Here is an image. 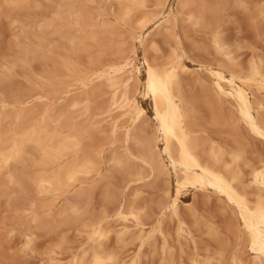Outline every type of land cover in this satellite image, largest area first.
<instances>
[{"label": "bare ground", "instance_id": "bare-ground-1", "mask_svg": "<svg viewBox=\"0 0 264 264\" xmlns=\"http://www.w3.org/2000/svg\"><path fill=\"white\" fill-rule=\"evenodd\" d=\"M247 1H253V0H247ZM27 2H31V1L30 0H0V6L7 5L12 10V9L21 8ZM116 2L119 4V18L121 20L128 22L136 18V21L137 22L139 21V23L141 22L142 26L148 23L146 21L150 18L148 17L149 16L148 7L150 0H116ZM157 2H158L157 4L162 5L163 8H165L169 0H158ZM179 2L182 8L184 7L187 8V6H192V5L195 6V9L190 7L192 11L194 10L195 12H191V14L189 15V18L191 20H194V23H196L201 27H209V28H211L212 27L211 25L214 24L213 26L215 27L214 29L216 30L217 26L215 25L218 24L216 22L222 18V14L224 13L223 11H225L226 7L230 5L229 3L231 2V0H179ZM59 10H60L59 13L61 15V20L59 23L54 21H47L43 24H40L39 30H36L37 26L36 27L34 26L35 30L33 31H24L23 35L25 39L26 38L30 39L29 42L32 41V43H30V45L23 44L24 46H22V52H21L22 56L17 57V59L20 58L19 61H22L23 64L26 61L33 62L41 57L42 58L49 57L52 55V54L50 55L49 53L54 52L56 48H57L56 51H58V47L55 45L56 48H54L53 44L50 45L49 48L47 49L45 48V46L48 45L46 41L47 39L46 34L40 36L38 34L39 31H42L43 33H47L46 31L50 30L51 28H54L55 33L56 34L58 33V36H60L61 38L63 37L65 43L67 41L75 52L80 50H82L83 52V50L87 46L86 43L88 39L89 40L93 39L94 41L97 42L101 41L100 40L101 31L99 28H94V21L91 20H95L93 18L95 14L93 13V11H90L91 10L90 8L88 9L87 0H61L59 3ZM260 13L262 18L264 19V6L260 9ZM256 15H258V12ZM261 16H259V18ZM208 17L209 19L212 17L211 18L212 22L208 19ZM163 18L164 20H162L159 24L167 23L169 21L172 22V19L177 21V17L176 15H173V13H168ZM71 19H74L75 21L74 25L73 24L71 25L70 22ZM108 24L103 23L102 26L104 25L108 26ZM174 26L172 27L174 28ZM86 27L87 28L93 27V32L90 34L84 32L86 30ZM169 27L170 26H168L167 28ZM75 29L79 31L82 30L83 31L82 35L75 36L76 34L75 35L73 34V32L76 31ZM181 37L179 35V31H174L173 42L175 43L173 46H171L172 47L171 56L168 58L167 61H165V63L157 64L153 62L151 59H149L146 55L144 56V64L146 65V72H145L146 78L144 82L141 81V83L139 84L143 83L141 85L143 86L141 92H144V94L148 95L153 102V106H154L153 120L156 124V128L154 130L152 129L153 134L148 133V127L146 129H142V124L145 123L143 122L141 124V128H138L137 126L136 129L133 131V133H128L127 135V140L132 139L133 142L137 144L138 146L137 151H135L134 153L131 151L133 150L132 146L135 145V144L134 145L131 144L132 145V146L130 145L131 150H128L126 148L127 149L126 154L120 153L119 149L116 147L119 152L114 151L115 153H113L111 156L109 155L110 156L109 160L111 161V163L115 165L116 168L123 169V171H125L126 173V176L130 178V181L131 179L134 180L144 179L147 176V168L148 169L150 168L151 172L155 176H160L162 174H165L168 176V178L172 177V172H174L176 177L175 186H173V184L171 183L170 178L167 179L168 181H166V183L164 182L165 183L164 191H166V197L162 199L160 203H158V208H159L158 214L160 215V219L159 222H155L156 223L155 225L151 224L152 226L149 229L146 227V225L148 224L144 222V215L147 214V210H148L145 206H143L144 204L138 205L135 202H131L132 200L129 201V198L128 200H126V198L124 200H118L119 195L117 196L118 193L116 194L115 190L108 189L106 193V198L109 200H113L114 202L117 203V205L115 203L116 205L115 209L117 211V213L115 214H117L119 219H121V221H123L124 223L122 226L118 224V226L120 225L121 228L117 230H115V228L118 227L117 226L115 227V223H114L116 222V218L114 219V222H112L111 221L112 215L109 214L110 212L108 213L109 210L107 211V209L105 210L103 209L102 211L104 212L103 215L94 214L95 216L92 215L93 216V217L91 216L92 218L86 217L91 212L89 211L90 202L88 201V203L86 202L87 205H83L82 201L84 202V200H81L83 199L82 197L83 195L85 196L88 195L86 193L87 191L86 189L85 192L79 191L77 193L78 199L76 198V200H70L63 208L62 207L60 208L61 210L57 209L58 211L56 210L54 211L52 209L51 204L47 203L45 200H42L43 202L39 201L40 199L39 197L60 193V191H62L63 188L69 186H70L69 188H71L72 185L74 186V184H76L79 180H82L83 177L89 176L95 171L96 172L99 171L98 168L100 169L99 163L101 160L100 158L102 152H98L100 150L97 151L98 147L100 146L87 148V144H86V147H83L85 145V144L83 145V141L85 138L86 131H88L87 129H89V126H91L90 125L91 118L88 119L89 123L86 122L87 120L79 121L77 119L78 117L77 112L79 114V111H81L84 108L83 106L81 110L77 109L80 103L82 102V100L81 102L79 101L78 98L76 100L75 99L72 100L71 101L72 103L70 105H72L74 109L72 108V110L70 109L64 110L63 108V110H60L57 113H54L55 111L53 112V109H51L50 106H48L49 108H46V112L41 119V124L39 125L34 121L35 120L33 116L34 110L25 108L27 107L26 104H24L25 107L22 108L20 107V109L17 108L19 104L24 103L25 96L27 94L22 93L21 91H13L11 89L6 90V88L8 87L7 83L11 81V72L9 73L10 69L8 65L6 70L2 69L1 71L0 69V177L5 175L3 177H5L6 182L10 183L11 185L17 184L20 187H23V190H25V192H27L26 190L29 188L28 185H30V187L32 185L35 191L33 192L36 193V195H32L30 193L29 196L24 195L23 197L13 196L14 197L13 199L9 197V199L12 201L11 203L13 204V208H15L14 210L15 214L13 213L14 216L12 220L16 221L17 222L16 224L18 226V229L16 228L13 229L18 230L17 232H19V234L21 235L20 237H23L24 239L23 240L24 245L22 247L23 252H26L27 250L33 251L35 249L37 239L40 236L38 231L41 229L48 230L49 228L54 232L61 231V233L62 232L64 233L60 237V241H58V243L56 244L57 248L55 247L56 249L53 250L54 253L56 254H60L62 252L63 246L68 240L67 232L69 233L70 231H76L77 235L85 237L84 239H86L87 241L86 240L85 241L86 243H88L87 247H84L83 249L81 248L82 249L81 251L79 250L80 252L76 254L75 252L72 253L74 255H72L70 260L66 263H64L62 259L56 255V259H58V261H61L59 262L60 264H142L141 254L136 253L137 252L136 250L134 251L135 254L134 255L132 254V257L129 258V260H124L120 255L121 253L118 247H124L128 238H132V239L136 238L141 241L140 247L142 248L147 242H149L150 238L154 236L155 233H157V231L163 232L161 226L163 217L166 216L167 214L169 215V213L170 215L171 213H173L174 215L180 217L179 208H180V202H183L182 197H183L184 189L187 186H194L196 188L202 189V191L206 189L211 190L220 197L219 200L225 201L227 203L226 205L229 208L231 207L233 209L232 216L234 214V220L237 221L235 223L234 222L229 223L228 225L229 230L235 233L237 237L236 239L239 240V238H242L241 239L242 241L240 242L241 244L237 243L238 250L235 252L233 256H231L232 262L236 264H264V155L263 154H262L263 156L260 155L259 158L251 157L252 159L251 160L249 159L250 156L248 158V154L246 155V151L244 149L246 147H243L242 146L243 144L241 145L243 141H241V143L240 141H238V139L241 138L240 136L239 138L237 137L238 139L236 137L235 139H232L236 142V145L234 147L228 148L224 146V144H221L219 142L216 141L210 142L211 140L206 138L207 135H204L203 131L199 130L198 126L196 125L198 122L195 121L197 118L193 120L194 116H192L193 114L192 108L189 105V102L191 101L187 102L183 91L182 73L191 72L190 67L185 63V58L186 59L187 57L190 58L191 55L188 56L187 50H185L184 47L185 44L183 45L184 42H182L184 38L183 40H181L182 39ZM21 38L19 36V38L17 39L20 40ZM212 40L218 52L223 54L224 57L226 58L225 61L223 60V64H220L218 66L216 65L217 67H213V66L207 67V74H208L207 76L211 80L209 81L210 82L209 86H207L208 84L206 85V83H204L206 86L204 88L206 90L208 91L213 90L215 93L213 101L216 104L214 105L212 104L213 106H215V110H214L215 120H217V122L221 120L219 117L220 114L218 112L221 113L223 111L220 109L223 108L222 106H224V104L226 103L227 107L225 108L227 109L225 110L227 113L226 115L227 118L225 119L229 121L228 123L226 122L227 124L230 125V126L228 125L229 128L232 127L231 124H233L236 121V118L238 117V121L240 120V122H242L243 125H245V126L241 125L242 127L244 128L246 127V129L248 128L249 131H251L254 134L253 136H256L258 139H261L264 142V97H260V95L263 94L264 92V58L262 57V55L254 56L253 58H251V61H249L250 63L248 62L249 64L248 69L244 71L242 67H240L242 64L241 62L240 65L238 63H235L236 61H238L236 59H235L236 61L233 62L232 56L235 55L232 54V51H231L232 56H230V54L228 53V51L230 50L228 49L227 52L225 51L226 49L224 50L222 45L224 42H222L221 44L220 38L214 36ZM27 42L28 41H26V43ZM33 42L35 44L37 43V45H35ZM140 43L144 44L145 40H141ZM156 43L154 42L153 46L156 49H158ZM62 46L63 45L61 44L60 47ZM65 46L63 48H65ZM224 47L226 48V46ZM145 48L146 47H144L143 49ZM44 51L45 53L49 51V53L45 54ZM144 52H146V50ZM17 59L16 58L14 59L13 61L14 63L11 61L13 63V64L10 63L11 66L18 64ZM51 59H53V57ZM56 60L57 59H55L53 71L50 75H48L49 77L46 78V81L47 83H49L50 87L53 88L55 91L57 90L60 91L59 89L62 90L63 87L61 83L65 81L67 86V82L69 81L65 80V78L77 72L76 70L77 68L75 66L76 63L74 62L75 63L74 64L73 62H71L69 58L68 59L66 58L62 61H56ZM19 64L21 63L19 62ZM110 67L112 68V66ZM118 67L116 66V68ZM245 67L247 68V66ZM96 72L98 73L99 71ZM105 73H108V71ZM75 76H79V75H75ZM85 76L84 79L87 78ZM96 76L99 77V75ZM130 76L131 75H128V77ZM132 76L134 77V75ZM75 78H77L76 80L78 81V77ZM70 79L72 80L74 79V77ZM125 80L126 78H123L122 74L119 73L118 70H115L112 73H110L105 79L106 85L114 92L115 95L114 96L115 100L112 101L114 103L113 106L122 109L131 108V112L130 111L129 112L131 113L130 116L132 118H133L132 116L133 114H135L137 117L141 115L143 116L145 114V108L140 103V99H139L140 94L138 95L136 94L139 88L137 87L134 90H132L133 88H131V90L127 89L128 88L127 86H126L127 88H125V85H128L125 84ZM81 81L83 80L81 79ZM73 83L74 82H72L71 84ZM34 84L36 83L34 82ZM67 87L70 88L69 86ZM92 90L94 89L92 88ZM81 91H86V90H81ZM100 91L98 92L100 93ZM208 91H206L205 95H208L207 94ZM96 93H94L95 96H97ZM7 102L9 106L11 104L13 106L8 107ZM88 103L90 104V102ZM107 103L110 104V102ZM98 107H100V105H98ZM67 108H69V106H67ZM75 109H77V112ZM90 109L87 106L84 110V113L85 112L90 113L91 116V112H89ZM127 109L126 111L127 113H129L128 112L129 109L128 110ZM216 109L220 111H217ZM73 110H75V112ZM116 111H118V108H116ZM121 114H123V111ZM128 115L129 114H126V116ZM85 116H89V114ZM123 119L121 121H123ZM48 120H53L52 121L53 124H50ZM221 122L223 121L221 120ZM122 123L123 122H121V124ZM134 126L136 125H133V127ZM149 127L152 128L155 127V125ZM94 130L96 132V128H94ZM119 132L124 133L126 132V130L118 131V134ZM233 134L235 136V132L231 131L230 135ZM119 135H121L122 137L124 134L121 133ZM124 136L126 137V135ZM121 139L123 140V137ZM94 140L95 139H93V141ZM123 141L125 142V140ZM160 142L163 143L164 145L163 148L160 147ZM96 144L97 145L101 144V146L104 145L103 141L102 143L101 142L95 143V145ZM28 147H30L31 150L33 149L40 153L39 158L36 159L37 161L34 162H36L35 164L38 163V165L45 168L44 171L41 170L40 173H38L36 176H30L28 175L29 173L27 174V172L25 171L26 170L25 165L27 163L26 153L28 151ZM31 150H29V152ZM69 156H71L70 159H68ZM133 156L137 157L138 161L137 158H134ZM87 178L89 179V177ZM87 178L85 177L84 179ZM5 185H7V183H5ZM111 187L112 186H110V188ZM6 188L7 187H5L4 189L3 187L2 190H0L1 191L0 195L8 194L7 191L9 190L6 191ZM77 189L78 188L76 186V190ZM13 191L16 190L14 189ZM120 195L122 196L123 194ZM120 199H122V197ZM29 211L31 212L28 213ZM25 213L28 214L24 215ZM112 213L114 214L113 211ZM109 216L111 217L110 219H108ZM129 221H133L134 223L131 224ZM134 226L136 227L135 229H133ZM163 227H165V225ZM64 231L67 232L65 233ZM178 231L179 234H181V231L180 230ZM209 233L214 238L220 236L219 231H217L215 228H210ZM115 234H116V238H115ZM219 244L221 243L219 242ZM115 245H117L118 247L116 248ZM162 247H164V251L166 252V246L164 245ZM227 248L228 246L226 244L223 245L222 243L220 249L218 248V250H216L214 253L208 252L207 257H205L204 255L202 256L203 258L201 257L202 259L200 258L199 254L196 251V253L194 252L189 257V260L191 261V264H227V256H228L227 253L229 252L228 251L229 248L228 249ZM247 249L250 252V254L252 253L249 260L245 259L246 256L244 258V254L245 252H247ZM173 254L169 251V255L172 257L170 263L168 262L169 264H177V262L175 261L176 257L173 256Z\"/></svg>", "mask_w": 264, "mask_h": 264}, {"label": "rangeland", "instance_id": "rangeland-1", "mask_svg": "<svg viewBox=\"0 0 264 264\" xmlns=\"http://www.w3.org/2000/svg\"><path fill=\"white\" fill-rule=\"evenodd\" d=\"M30 1L31 2L25 3L21 8L12 9V10L7 5H4L6 7L2 5L0 6V69L1 71L2 69L6 70L7 65H8L10 69L9 73L11 72V81L7 83V86H8L7 88L9 89L6 88V90L11 89L13 91H21L22 93L27 94L25 96L24 103L19 104L17 108L20 109V107L21 108L25 107L24 104H26L27 107L25 108L34 110V114H33L34 119H35L34 121L38 123L39 125L41 124V119L46 112V108H49L48 106H50V108L53 109V112L55 111L54 113H57L58 111L63 110V108L64 110H69V109L72 110L73 107L72 105H70L72 103L71 102L72 100L74 99L76 100L77 98L79 99L80 102L82 100V102L80 103L77 109L81 110L84 106V108L81 110L83 112L78 110L79 111V114H78L77 109H75L78 115L77 119L79 121L87 120L86 122L89 123L88 119L91 118V121H90L91 126L88 125L89 129H87L88 131H86L85 138L83 141V145L84 144L85 145L83 147H86V144H87V148H92L94 146H97V147L100 146L98 147L97 151L100 150L98 152H102L101 158H100L101 160L99 163L100 169L98 168L100 172L97 171L99 174L95 171L96 174L94 172L92 173L93 175L91 174L89 176H85L86 178L89 177V179L88 178L84 179L85 177H83L82 180H79L76 184H74V186L72 185L71 188H69L70 186L63 188L64 190L62 189L60 193H57L58 195L51 194L48 196H44L45 198L39 197L40 199L39 198L38 199L40 202H43L42 200H45L47 203L51 204L52 209L54 211L55 210L58 211L61 207L63 208L70 200H76V198L78 199L77 193L79 191L85 192V189H86L87 190L86 193L88 195L85 193L87 196L83 195L82 196L83 199L80 198L81 200H84V202L82 201L83 205H87L88 201L90 202L89 211L91 212L86 217H91L94 214L103 215L104 213L102 212L103 209L104 210L107 209V211L109 210L108 213L110 212L109 214L112 215V216L110 215L112 217L111 221L114 222V219L116 218V222L114 223H115V227L116 226L118 227V228H115V230H117V229H120L124 223L123 221H121V219H119L117 214H115L117 213L115 209L117 203L114 202L113 200H109L106 198V193L108 189H111V190H115L116 194L118 193L117 196L118 195L120 196V197L118 196V200H124L125 198L126 200H128L129 198V201L132 200L131 202H135L138 205L144 204L143 206H145L148 209L147 214L144 215V222L148 224L146 225L148 229L152 225H155L156 224L155 222H159L160 215L158 214L159 212L158 203H160V201L166 197V191H164L165 190L164 186H165L166 181H168L167 179L170 178L171 183L173 184V186H175L176 177H175L174 172H172V177L168 178V176L165 174L160 175L161 176L160 177V176H155L151 172V169L147 168V176L144 179L142 180L131 179L132 181L131 182L130 178L126 176L125 171H123V169L116 168L115 165H113L109 159H110V156L113 153H115L114 151H117V152L120 151V153L126 154L127 152L126 150L127 149L131 150V146L134 144L135 145L132 146V149L133 150L135 149V150L134 151L131 150V151L133 153L137 151V147H138L137 144L133 142L132 139H131L132 141L127 140V135L128 133H133V131L136 129L137 126L138 128H141V124L143 122L145 123L142 124V129H146L148 127V133L153 134V130L156 128V124L153 120V117H154L153 102L148 95L144 94V92H141V89L143 87L141 85L143 83L139 84L141 83V81L144 82L146 78V73H145L146 65L144 64V56L146 55L149 59H151L153 62L157 64L165 63V61H167L168 58L171 56V53H172L171 46H173L175 43L173 42L174 41L173 39L174 31H179L180 37L182 36L181 40H183L184 38L182 42H184L183 45L185 44L184 47H185V50H187L188 56L190 55L192 56V57L190 56V58L187 57L188 60L185 58V63L190 67L191 72L182 73V82H183V91H184L185 99L187 100V102L191 101L189 102V105L192 108V112H193L192 116H194L193 120L197 118L195 121L199 123V124L198 123L196 124L199 130L203 131L204 135L208 136V137L206 136V138L211 140L210 142L216 141L221 144H224V146L228 148L234 147L236 145V142L232 139H235V137L239 138L240 136L241 138L239 139L237 138V139L238 141H240V143L241 141H243L241 145L243 144L242 146L246 147L244 149L246 151V155L248 154V158L250 156L249 159H251V157L259 158L260 155L262 154L264 155V142L261 139H258L256 136H253L254 134L251 131H249L248 128L246 129V127L245 128L242 127L241 125H243V123L240 122V120L238 121L237 116H236L237 117L236 121L233 124H231L232 126L231 128H233L234 126V128L236 129L233 128L234 129L233 130L229 128L230 125L227 124L229 121L225 119L227 118L226 116L227 113L225 110L227 109L225 108L227 107L226 103L224 104V106H222L223 108L220 109V110H223L221 112L222 115L220 112H218L220 114L219 117L223 122H221V120H219V122L215 120V116H214L215 106H213L214 104H216L213 101L215 93L213 90L208 91L204 88L206 87L204 83H206V85L208 84L207 86H209L210 85L209 81L211 80L207 76L208 75L207 67L208 66L217 67L218 65L223 64V60L225 61L226 59L224 55L218 52L217 48L215 47L214 42L212 40L214 36H217L218 38L221 39L220 41L221 44L222 42H224L222 44L223 48L224 50L226 49L225 50L226 52L228 51V49L230 50L228 51L230 56H232V54L236 56V57L232 56L233 62L238 60L235 63H238L239 65L241 62L242 64L240 67H242L244 71L248 69V66H249L248 62L251 61V58H253L254 56L262 55V57L264 58V22H263L264 19L262 18L261 13H260V9L264 6V0H258V1L256 0L255 1L254 0L253 1L231 0V2L229 3L230 5L226 7L225 9L226 12L223 11L224 13L222 14V18L216 22L218 24L215 23L216 24L215 26H217L216 30L214 29L215 27L213 26L214 25L213 23H212L213 25H211L213 28L212 27L211 28L201 27L197 25L196 23H194V20H191L189 18V15L191 14V12H195L194 10L192 11L190 7L195 9V6L192 5V6H187V8L186 7L182 8L179 0H169L165 8H163L162 5L157 4L158 0H150L149 7H148V12H149L148 17L150 18L148 19L149 21L148 20L146 21L148 23L145 24L144 26L141 25V22L140 23L139 21L137 22L136 18L128 22L121 20L119 18V4L116 2V0H90V1L87 0L88 9L90 8L91 9L90 11H93V13L95 14V16H93L95 20H91V21H94V28H99L101 31L100 33L101 41L97 42V41H94L93 39H90V40L88 39L86 43L87 46L83 50V52L82 50L75 52L73 48L70 46V44H68L67 41L65 43L63 37L62 39L60 36H58V33L57 34L55 33L54 28H51L50 30L46 31L47 33H43L42 31H39L38 34L40 36H43L46 34V38H47L46 41L48 45L45 46V48L47 49L50 47V45L53 44L54 48H56V46L58 47V51H56L57 50L56 48L54 52L49 53V51H47V53H45L46 51L45 50L44 51L45 54L49 53L50 55L51 54L52 55L51 56L48 55L49 57L38 58L37 60L33 62L26 61L27 64L26 62L23 64L22 61H19L20 58L17 59V57L22 56L21 52H22V46H24L23 44L30 45V43H32V41L29 42L30 39H27V38L25 39L23 35L24 31H33L35 30L34 26L35 27L37 26L38 28L36 27V30H39L40 24H43L47 21H54V22L59 23L61 20V15L59 13L60 11L59 3L61 0H30ZM256 11L258 12V15L261 16L260 18L258 15H256L257 14ZM168 13H173V15H176L177 21L172 19V22L169 21L167 23L159 24L162 20H164L163 17H165ZM211 18L209 19L208 17V19L212 22ZM70 22H71V25L72 24L74 25L75 23L74 19H71ZM103 23L105 24L109 23V24L108 26L107 25L102 26ZM171 25L172 26L175 25L174 28ZM168 26L170 27L167 28ZM75 30L76 31L73 32L74 35L76 34L75 36L82 35L83 33L82 30L80 31L77 29ZM84 32H86L87 34L92 33L93 27H88V28L86 27V30ZM18 35L20 36V38L23 37L20 39L21 41L17 39L19 38ZM106 37H109V38H106ZM141 40H145V43L144 44L140 43ZM26 41H28L27 43L29 44H27ZM154 42L155 43L157 42L156 44L158 46V49H156L153 46ZM59 44L60 46L61 44L63 46L60 47ZM35 45H37V43ZM64 46L65 48H63ZM224 46H226V48ZM144 47L146 48L143 49ZM127 50H128V53H127ZM145 50L146 52H144ZM151 51L153 52V54ZM231 51H232V54H231ZM52 57L54 60L51 59ZM15 58L17 59L18 64L11 66V64L14 63L13 61ZM66 58L67 59L69 58L71 62L76 63L74 64L77 68L76 69L77 72L65 78V80L70 82L69 83L66 81L67 86H69L70 88H68L66 86L65 81H63L61 85L63 87L65 86L64 87L65 89L62 86L61 87L64 92L61 89H59L60 91L58 90L55 91L53 88L50 87L49 83H47L46 78H48L49 77L48 75H50L53 71L55 59H57L56 61H62ZM19 62L21 64H19ZM110 66H112V68L114 66V68L112 69ZM116 66L118 68H116ZM245 66H247V68ZM106 70L108 71V73H105L107 72ZM115 70H118V72L122 74L123 78H126L125 84H128V85H125V88L128 87L127 89H130V90L131 88H133L132 90L136 89L137 87L139 88V90H137L139 93L137 92L136 94L137 95L140 94L139 95L140 103L145 108V114L143 116L141 115L137 117L135 114H133L132 115L133 118H132L130 116L131 108H128L129 110L127 108H124L125 109L124 110L122 108L115 106L116 108H118V111H116V108L113 106L114 103L112 102L113 100H115L114 92L105 83L106 77ZM96 71H99V72L97 73ZM82 73H85V74H82ZM75 75H79V76H75ZM83 75L84 76L87 75L85 76L87 78L84 79ZM96 75H99V77H97ZM128 75H131V76L128 77ZM132 75H134V77ZM72 76L74 77V79H72L73 81L70 79V78H73ZM75 77H78V81L76 80L77 78ZM81 79L83 81H81ZM34 82L36 84H34ZM72 82L74 83L71 84ZM85 83H87L88 85ZM92 88L95 91L92 90ZM81 90H86V91H81ZM205 90L208 91L207 92L208 95H205L206 93ZM96 91L98 94L96 93ZM98 91H100V93ZM109 91L113 93H110ZM94 93H96L97 96H95ZM261 95L260 97H264V92ZM82 97L83 98L86 97L85 99L87 100L83 99ZM88 102H90V104ZM107 102H110V104ZM97 104L100 105V107L101 106L102 107L101 108L98 107ZM12 106H13L12 104L10 106L8 104V107H12ZM67 106H69V108H67ZM87 106L89 107V109L90 107L92 109V110L91 109L89 110V112H91V116H90V113H86V112L84 113V110ZM109 107L111 108V110ZM112 108H113V111H112ZM126 109L128 110V112L129 111L130 112L127 113ZM75 110L73 111L75 112ZM216 110L220 111L218 109ZM122 111H123V114H121ZM124 112L129 115L126 116ZM87 114H89V116H85ZM134 118H135V121H134ZM122 119L123 121H121ZM52 121L53 120H48L50 124H53ZM121 122L123 123L121 124ZM124 122L126 126L124 125ZM133 125H136V126L133 127ZM153 125H155V127H152V128L149 127ZM94 128H96V132ZM126 128H129V129H126ZM149 128L151 131L149 130ZM118 129H121V130H118ZM230 129L232 132H235V136L234 134L230 135L231 133ZM122 130L123 131L126 130L127 132V133L121 132L122 134L126 135V137L124 135L122 136L125 142L121 139L122 138L121 135H119L121 133L119 132L118 134V131H122ZM91 131H93L94 133ZM231 136H234V137H231ZM92 138L96 140V141L94 140L95 143H100V142L102 143L103 141L104 145L102 146L101 144L95 145ZM126 140H127V143H126ZM163 146H164L163 143L160 142V147L163 148ZM116 147L119 149V151L117 150ZM29 148L30 147H28V151L26 153L27 163L25 165V169H26L25 171L27 172V174L29 173L28 175L30 176H36L38 173H40L41 170L44 171L45 168L38 165V163L35 164L36 162H34V161H37L36 159L39 158L40 153L38 151H35L33 149L31 150V148L30 149ZM29 150L31 151L29 152ZM133 157L137 158L135 156ZM70 158L71 156L68 157V159ZM137 161H138V158H137ZM109 166H112V167H109ZM3 176L0 177V190H2L3 187L4 189L5 187H7L6 191L7 190L9 191H7L8 193L7 195L6 194L0 195V264H45V263L46 264H60L59 262L61 261H58V259H56V255L59 258H61L64 263H66L70 260L72 255H74L72 253L75 252L76 254L80 252L84 247L88 246V243H86L87 240L84 239L85 237L77 235L76 231H70L69 233L67 231H64L65 233L67 232L68 234V238H67L68 240L64 244L62 252L60 254H56L54 253L53 250L57 248L56 244L58 243V241H60V237L64 233L63 232L61 233V231L54 232L53 230L48 228V230L41 229L38 231L40 236L37 239L35 249L33 251L27 250L28 252L27 251L23 252L22 247L24 245V241H23L24 239L23 237H20L21 235L19 234V232H17L18 230L13 229V228L18 229V226L16 224L17 222L12 220L15 214L14 212L15 208H13V204L11 203L12 201L9 199V197L13 199L14 198L13 196L23 197L24 195L29 196L30 193L32 195H36V193H34L35 191L32 185L31 187L30 185H28L29 190L28 189L26 190L29 193L28 194L27 192H25V190H23V187H20L17 184H16L17 186L15 184L11 185L10 183L6 182L5 181L6 179ZM126 178H128L130 182ZM127 181L129 182V184ZM5 183H7V185H5ZM10 186L12 189L10 188ZM76 186L78 188L77 190H76ZM110 186L112 187L110 188ZM14 189L16 191H13ZM13 192L16 194H14ZM120 194H123V195L121 196ZM121 197L122 199H120ZM219 199L220 197L214 192H212L211 190L206 189L202 191V189L196 188L194 186H187L183 192V197H182L183 202H180V208H179L180 217L174 215L173 213H171V215L169 213V215L167 214L166 216H164L162 219V223H161L163 232L157 231V233H155L154 236L150 238L149 242H147L148 244L146 243L142 248L140 247L141 241L136 238L134 239L128 238L124 247H118L117 245H115V247L116 248L118 247L121 253L120 255L124 260H129V258L132 257V254L133 255L135 254L134 251L136 250L137 251L136 253L141 254L142 264H169L172 258L169 255V251H170L172 254L174 253L173 256H175L176 258L175 257L173 258H175V261L177 262V264H185V263L191 264L189 257L194 252L196 253L197 251L200 258L204 255L205 257H207L208 252L214 253L216 250H218V248L220 249L223 243V245L226 244L229 248V249L227 248L229 251L227 253L228 254L227 264H236L232 262L231 256H233L235 252L238 250L237 243H240L242 241L241 240L242 238H239V240L236 239L237 237L235 233L229 230V226H228L229 223H233V222L235 223L237 220L236 221L234 220V214L232 216L233 209L231 207L229 208L226 205L227 203L225 201H221ZM146 201L148 202V204ZM112 211L114 212V214L112 213ZM30 212L31 211H29L28 213ZM28 213H25L24 215ZM110 216L108 217V219L111 218ZM156 218H157V221H156ZM129 222L131 224L134 223L133 221H129ZM118 224H120L121 226L120 225L118 226ZM164 225L165 227H163ZM135 228L136 227L134 226L133 229ZM210 228H215L217 231H219L220 236H218L217 238H214L213 236H211L209 233ZM178 230L181 231V234H179ZM115 238H116V234H115ZM219 242L221 244H219ZM163 244L166 246V252L164 251V247H162L164 246ZM251 254L247 249V252H245L244 254V258L246 256L245 259L249 260L251 257Z\"/></svg>", "mask_w": 264, "mask_h": 264}]
</instances>
